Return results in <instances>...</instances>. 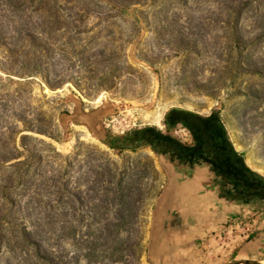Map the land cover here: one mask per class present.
Returning a JSON list of instances; mask_svg holds the SVG:
<instances>
[{
    "label": "rangeland",
    "instance_id": "obj_1",
    "mask_svg": "<svg viewBox=\"0 0 264 264\" xmlns=\"http://www.w3.org/2000/svg\"><path fill=\"white\" fill-rule=\"evenodd\" d=\"M172 110L219 113L264 177V0H0V213L20 205L55 264L169 263L154 213L171 155L127 136L182 140ZM121 180L141 201L124 231ZM5 233L0 263L19 264L20 230Z\"/></svg>",
    "mask_w": 264,
    "mask_h": 264
},
{
    "label": "crops",
    "instance_id": "obj_2",
    "mask_svg": "<svg viewBox=\"0 0 264 264\" xmlns=\"http://www.w3.org/2000/svg\"><path fill=\"white\" fill-rule=\"evenodd\" d=\"M167 182L155 207V223L169 221L168 264H228L264 260L262 201L228 198L205 164L166 167ZM160 219H162L160 221ZM238 220L252 227L245 233Z\"/></svg>",
    "mask_w": 264,
    "mask_h": 264
},
{
    "label": "trees",
    "instance_id": "obj_3",
    "mask_svg": "<svg viewBox=\"0 0 264 264\" xmlns=\"http://www.w3.org/2000/svg\"><path fill=\"white\" fill-rule=\"evenodd\" d=\"M175 111H182V110H172L167 114V118L168 116ZM189 112V111H186ZM216 116V119L218 120V122L220 123V125L223 127V131L226 135V140L228 142V145L230 146L231 150H232V161L229 162L231 164H229V168H228V172L226 173L225 171H221L220 166L218 164L213 165V169L214 171L218 174L217 176H224V178H226V181L229 180V183L234 184L232 185V187L230 188H226V185H222V183L224 184V181H221V190L223 191V193L230 199H236V200H241V201H246V202H250L253 201L252 199L248 198V193L252 192L253 188H255V185H246V187L239 185L240 183L237 182H233V179L235 178V180L237 181V178L239 175H237L234 171L233 164L234 162H237V165L239 168H241L242 172L244 173L245 178L249 179L251 178H256L258 180L257 183H259V185H261L264 188V177L260 176L259 174H257L255 171H253L250 167H248V165L245 162L244 159V155L240 152H238L232 142L230 141L227 131L224 127V124L219 116V113H212ZM167 120V119H166ZM222 122V123H221ZM166 125H167V121H166ZM157 130V129H156ZM144 132H148V131H143L138 135V138H132L133 140H139V139H147L145 137H149L150 135L152 136V134H149L147 136V134H145ZM151 132V131H150ZM158 133V136H153L151 137V142H156L159 147H162V149L164 150L165 154H173L171 156L174 155H178V150H180V143L179 141L168 134L163 133L162 131H156ZM145 134V136H144ZM154 135V134H153ZM150 141V140H148ZM188 151L190 152V154L195 155L194 149H188ZM191 155V161L189 166H193L195 162H197L196 158L194 156ZM173 158V157H172ZM18 157H12L8 162L13 161V160H17ZM243 176V179H244ZM120 183L118 184L117 190L116 189H109V192H115V193H119V197H118V201L121 206V211L120 213L117 214V218L120 221V227L121 230L124 231L125 226H127V224H129L128 217L132 218V210L131 208H136L137 210V205L141 202L139 199H134L133 197V190L134 188H130L127 185H123L125 183H123V181H119ZM111 183V182H110ZM228 183V182H227ZM220 184V181H219ZM258 186V185H256ZM258 187H256L257 189ZM138 190V189H137ZM259 193V192H258ZM139 194H140V189H139ZM252 194L255 196H257L256 193L252 192ZM108 200V199H107ZM260 198H258L256 201H259ZM5 204H4V209L3 211L0 213V249L2 248L1 243L4 242V239L6 238V233L5 231H7L9 228H18L20 230V236L18 238V240L16 241V245L15 247L17 249L20 250V252H22V258L20 257L19 260V264H55V260H54V256H53V252L52 249L50 247V244L47 243L40 237L39 231L38 229V225H36V221L33 222H29L28 223V218L27 216H23V217H19L13 214V211L15 209H17L20 205L14 203L13 201L9 200L8 198L4 199ZM115 201V199H114ZM261 201H263L261 199ZM134 218H139V215L134 214L133 215ZM31 221V220H30ZM120 230V231H121ZM4 231V233H3ZM3 237V238H2ZM3 244V243H2ZM15 249L11 247V249H9V253L14 252ZM1 264V263H0ZM6 264H10L9 262H6Z\"/></svg>",
    "mask_w": 264,
    "mask_h": 264
},
{
    "label": "flooded vegetation",
    "instance_id": "obj_4",
    "mask_svg": "<svg viewBox=\"0 0 264 264\" xmlns=\"http://www.w3.org/2000/svg\"><path fill=\"white\" fill-rule=\"evenodd\" d=\"M166 121V131H170L174 126L177 125L183 127V129H180V131H185L183 133L185 137L182 135V140H178L176 138L180 143V150H178V155L171 156V160L175 159L182 165L189 166V161H191L192 154H190L188 149H194L193 153L195 155L192 156H194L197 160L194 165H207L215 177V182L219 184L220 181L219 186L221 188V181L223 180L225 181L224 184L222 183V185H226V188H230L232 185H234L229 183V180L226 181V178H224L223 175L217 176L218 174L213 169V165L218 164L221 171H225L227 173L229 171L228 168L230 167L229 164H231L229 162L232 161V150L226 140L223 127L220 125L214 114L211 113L209 115H199L190 111H175L168 116ZM143 131H148L144 132L145 134H152V136L150 135V138L155 135L158 136V133L156 132L158 130L150 127L147 129L132 131V133L127 136V138L130 141H133L132 138H138V135ZM149 134H147V136ZM141 140L142 139H139L137 142ZM170 155L173 154L170 153L169 156ZM233 167H236L234 168V171L237 175H239L237 181L234 178L233 182L240 183L239 185L244 187H246V185H255V188L251 190H253L252 192L256 193L257 196H255V194L253 195L252 192H249L247 195L248 198L252 200H257L260 198L259 201L262 199V202H264V188L259 185V183H257L258 180L256 178H245L244 173L241 171L242 169L238 167L237 162H234ZM256 187L258 188L256 189Z\"/></svg>",
    "mask_w": 264,
    "mask_h": 264
},
{
    "label": "built area",
    "instance_id": "obj_5",
    "mask_svg": "<svg viewBox=\"0 0 264 264\" xmlns=\"http://www.w3.org/2000/svg\"><path fill=\"white\" fill-rule=\"evenodd\" d=\"M104 125L106 127V129H111L113 133L118 134L120 136L126 135V133L130 132L128 131V129L125 127V125L122 123V121H120L118 118L112 117L111 119L107 120L106 122H104ZM238 226H244L246 225L244 232L245 233H250V231L252 230V227L249 224H246L244 221L242 220H238Z\"/></svg>",
    "mask_w": 264,
    "mask_h": 264
},
{
    "label": "water",
    "instance_id": "obj_6",
    "mask_svg": "<svg viewBox=\"0 0 264 264\" xmlns=\"http://www.w3.org/2000/svg\"><path fill=\"white\" fill-rule=\"evenodd\" d=\"M228 264H263L259 261H255V260H248V259H245V260H236L234 262H230Z\"/></svg>",
    "mask_w": 264,
    "mask_h": 264
},
{
    "label": "bare ground",
    "instance_id": "obj_7",
    "mask_svg": "<svg viewBox=\"0 0 264 264\" xmlns=\"http://www.w3.org/2000/svg\"><path fill=\"white\" fill-rule=\"evenodd\" d=\"M264 264V263H263Z\"/></svg>",
    "mask_w": 264,
    "mask_h": 264
}]
</instances>
